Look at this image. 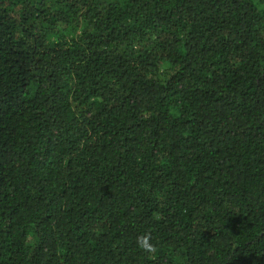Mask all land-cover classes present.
Instances as JSON below:
<instances>
[{
    "label": "trees",
    "instance_id": "obj_1",
    "mask_svg": "<svg viewBox=\"0 0 264 264\" xmlns=\"http://www.w3.org/2000/svg\"><path fill=\"white\" fill-rule=\"evenodd\" d=\"M0 264H264V0H0Z\"/></svg>",
    "mask_w": 264,
    "mask_h": 264
},
{
    "label": "clouds",
    "instance_id": "obj_2",
    "mask_svg": "<svg viewBox=\"0 0 264 264\" xmlns=\"http://www.w3.org/2000/svg\"><path fill=\"white\" fill-rule=\"evenodd\" d=\"M142 239H143V243L140 242L141 238L137 239L138 246L145 251H148V252L153 251L154 250L153 246L150 243H148L149 238L147 236H144Z\"/></svg>",
    "mask_w": 264,
    "mask_h": 264
}]
</instances>
